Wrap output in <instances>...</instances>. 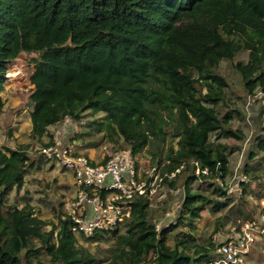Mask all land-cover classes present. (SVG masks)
<instances>
[{
	"label": "trees",
	"instance_id": "1",
	"mask_svg": "<svg viewBox=\"0 0 264 264\" xmlns=\"http://www.w3.org/2000/svg\"><path fill=\"white\" fill-rule=\"evenodd\" d=\"M241 51L248 53L245 63ZM21 53L37 54L29 75L32 137L41 138L64 119L78 121L86 110L102 112L103 119L90 123L107 141L133 155L153 145L156 164L166 160L162 183L184 194L175 224L157 229L152 220L167 213L169 203L156 212L150 199L136 196L123 232L78 233L85 241L114 235L112 255L100 260L78 242L62 210L56 222H45L28 205L6 202L7 193L23 185L32 161L27 145L0 147V264L214 259L216 245L198 242L191 230L202 212L217 213L228 204L224 179L232 147L219 140L243 139L230 123L239 111L217 113L219 103L230 106L227 79L217 68L227 61L243 91L264 101V0H0V90L8 61ZM168 136L176 147L170 141L161 152ZM255 142L245 174L257 170L249 162L264 154V136ZM179 228L188 230L177 236Z\"/></svg>",
	"mask_w": 264,
	"mask_h": 264
},
{
	"label": "rangeland",
	"instance_id": "2",
	"mask_svg": "<svg viewBox=\"0 0 264 264\" xmlns=\"http://www.w3.org/2000/svg\"><path fill=\"white\" fill-rule=\"evenodd\" d=\"M35 57H37L35 53H21L8 61L0 90V147L16 148L19 145H27V153L32 161L25 174L23 185L19 189H11L7 193L6 202L16 204L18 207L28 205L38 218L45 222H56L63 204L75 196L76 186L69 172L55 161L41 156L39 152L40 147L53 138L54 132L58 129L57 124L48 126L47 133L41 138L30 135L29 112L32 106L28 101V95L33 86L29 82V75L34 69L33 58ZM238 58L245 63L248 58L247 51H241ZM217 71L227 79L226 91L230 103V106L219 103L216 106L217 113L223 116L226 111L236 108L239 113H231L230 123L234 128L243 132V139L237 141L231 138H221L219 140L232 147L228 153L229 173L224 179V185L231 186L228 193V204L217 213L202 212L201 218L194 223L191 230L198 242L202 244L210 242L214 245L220 241L222 236L230 234L251 217L264 228V221L257 220L261 215L264 217V154L257 153L255 163L249 162V166L254 165L257 168L256 171L245 174L243 169L248 149L255 148V139L264 136L261 130L264 126V101L259 93L247 95L243 91L239 76L227 61H220ZM103 118L104 113L102 112L93 114L90 110H86L78 121L70 119L65 122L64 119L59 122L62 124L59 127L70 132V137L78 143V151L90 158L95 157L93 158L95 161H102L107 153L118 150L107 141L103 132H99L96 126L90 123L92 120ZM169 129L171 128L168 126L167 130ZM168 132L170 134V131ZM170 141L176 147V139L172 141L168 136L161 152L168 148ZM151 149H154V146L150 144L140 153L133 155L140 175L148 170L149 166L158 165L156 164L157 159H153L150 153ZM165 161L159 162V174L162 172ZM244 175L246 177H243L242 183L239 182V184L237 178ZM254 175H256L255 178ZM197 185L198 181L192 183L193 187ZM183 194L182 188L172 189L166 183H161L157 187L156 194L150 199L154 210L158 212L164 201H167L170 206L167 213L152 220L154 224L159 225L158 229L162 223L170 224L172 220V223L174 222L173 217L180 209ZM238 212L248 213L251 217L243 218ZM46 227L49 228L50 225ZM116 229L118 232H123L126 229V223L118 225ZM187 230L179 228L174 232L180 236ZM76 236L78 242L94 253L96 258L104 260L106 256L112 255L114 235L105 234L103 239L98 241H85L79 234ZM247 252L241 264H264V231L257 233ZM41 258L47 261V257L41 255Z\"/></svg>",
	"mask_w": 264,
	"mask_h": 264
},
{
	"label": "built area",
	"instance_id": "3",
	"mask_svg": "<svg viewBox=\"0 0 264 264\" xmlns=\"http://www.w3.org/2000/svg\"><path fill=\"white\" fill-rule=\"evenodd\" d=\"M67 120L70 119H65V122ZM67 133L55 134L50 142L40 147L39 152L46 159L55 161L73 178L76 194L63 204L62 211L70 217L71 230L76 234L89 236L96 231L116 229L130 216L133 199L136 196L152 199L167 175L166 172L159 174L158 165L149 166L140 175L136 160L129 150L107 153L102 161H95L78 151L77 141ZM178 171L179 168L168 176ZM243 177L246 175L237 178L238 183L243 181ZM230 188L227 186V193ZM257 220L264 221L263 215ZM173 223H176V219ZM168 225L162 223L160 227ZM155 226L158 229L159 225ZM263 231L264 228L255 219L242 222L230 234L221 237L216 243V257L206 264H241L257 233Z\"/></svg>",
	"mask_w": 264,
	"mask_h": 264
},
{
	"label": "crops",
	"instance_id": "4",
	"mask_svg": "<svg viewBox=\"0 0 264 264\" xmlns=\"http://www.w3.org/2000/svg\"><path fill=\"white\" fill-rule=\"evenodd\" d=\"M60 125H62V124H59V123L57 124V128H58V129L54 132L53 137H54L55 134H58V133H60V134H64L65 131H67V130H64L63 128L60 129V128H61V127H59ZM48 129H49V128H48ZM68 133H69V135H70V132H68ZM68 133H67V134H68ZM67 134H66V135H67ZM91 158H92V157H91ZM93 158H95V157H93Z\"/></svg>",
	"mask_w": 264,
	"mask_h": 264
}]
</instances>
